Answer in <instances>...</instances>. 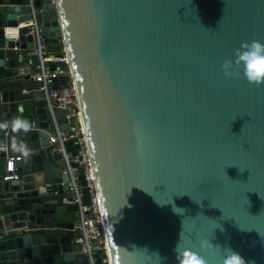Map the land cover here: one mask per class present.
<instances>
[{"label":"water","instance_id":"95a60500","mask_svg":"<svg viewBox=\"0 0 264 264\" xmlns=\"http://www.w3.org/2000/svg\"><path fill=\"white\" fill-rule=\"evenodd\" d=\"M23 1L0 0V264H84L43 92L17 72L18 52L30 69L37 59L28 27L3 32L29 15ZM33 3L71 71L110 264H178V244L208 264L226 248L264 264V84L222 68L244 42L264 43V0ZM15 119L29 130L13 132Z\"/></svg>","mask_w":264,"mask_h":264},{"label":"built area","instance_id":"2783aa9c","mask_svg":"<svg viewBox=\"0 0 264 264\" xmlns=\"http://www.w3.org/2000/svg\"><path fill=\"white\" fill-rule=\"evenodd\" d=\"M22 5L29 7V15L18 20L15 25L4 26L3 32L6 37L18 38V28L27 26L25 35H29L33 42V46L28 49L29 53L37 57L33 62V68L30 69L28 64H21L18 65L17 72L28 73L30 81H36L38 88L43 92L45 105L50 114L48 142L52 143L60 154L59 168L61 173L67 175L66 180L59 182L66 185V188L61 190L60 202L76 205L77 220L74 221V227H78V233L73 234L72 241L77 243L79 250L86 255L87 261L84 264H97L96 252L101 264H110L89 153L66 56L64 52L49 53L47 40L41 34L40 23L36 20L38 8L33 0H24ZM12 48L18 50L16 45ZM53 107L64 109L67 129L58 125ZM68 142L77 146L67 149ZM11 158H8L7 169H12ZM80 173L83 175L84 184L79 182ZM8 176L11 174H4V177ZM83 186L86 187L87 201L82 199ZM54 192L58 193L56 190Z\"/></svg>","mask_w":264,"mask_h":264},{"label":"clouds","instance_id":"9594fccd","mask_svg":"<svg viewBox=\"0 0 264 264\" xmlns=\"http://www.w3.org/2000/svg\"><path fill=\"white\" fill-rule=\"evenodd\" d=\"M235 64L232 60H226L222 65L225 75H239L242 70L244 77L249 83L256 85L264 84V43L259 40H252L251 42H244L240 48L236 49ZM7 124H0V128H7ZM13 132L29 130L30 125L27 121L15 119L11 122ZM15 148L16 145L13 144ZM27 155V150H24ZM200 247L203 250H212L213 254L220 250L219 246L213 245L209 240L205 239L200 242ZM176 258L178 264H208V260L199 252L192 248H184L180 250L179 244L176 248ZM227 253L223 258V264H246L244 258L230 248L224 249Z\"/></svg>","mask_w":264,"mask_h":264},{"label":"trees","instance_id":"16d2710c","mask_svg":"<svg viewBox=\"0 0 264 264\" xmlns=\"http://www.w3.org/2000/svg\"><path fill=\"white\" fill-rule=\"evenodd\" d=\"M47 44L49 47L48 48L49 53L51 54H62L63 53L62 42H61L60 36H57L56 39L47 41Z\"/></svg>","mask_w":264,"mask_h":264},{"label":"crops","instance_id":"0c3cea01","mask_svg":"<svg viewBox=\"0 0 264 264\" xmlns=\"http://www.w3.org/2000/svg\"><path fill=\"white\" fill-rule=\"evenodd\" d=\"M17 58H19V62H18V65H21V64H28V65H30V61H24V60H20L21 58H20V54H19V52L17 53ZM23 74H26V73H23ZM30 79L28 78V81H29ZM71 219H74V221H76L77 220V212L75 211V212H73L72 213V217H71Z\"/></svg>","mask_w":264,"mask_h":264},{"label":"snow or ice","instance_id":"6c2138e0","mask_svg":"<svg viewBox=\"0 0 264 264\" xmlns=\"http://www.w3.org/2000/svg\"><path fill=\"white\" fill-rule=\"evenodd\" d=\"M11 166V165H10Z\"/></svg>","mask_w":264,"mask_h":264}]
</instances>
